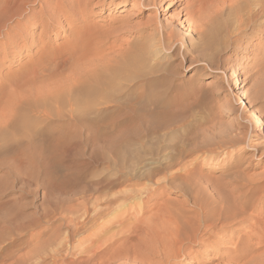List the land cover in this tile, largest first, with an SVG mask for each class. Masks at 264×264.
Returning a JSON list of instances; mask_svg holds the SVG:
<instances>
[{
    "label": "rangeland",
    "instance_id": "1",
    "mask_svg": "<svg viewBox=\"0 0 264 264\" xmlns=\"http://www.w3.org/2000/svg\"><path fill=\"white\" fill-rule=\"evenodd\" d=\"M79 1L59 0L56 5L61 6L69 3L75 9L77 8L76 3ZM123 1H88L87 10L89 14L86 17V24L95 25L97 31H100L99 35L92 37L87 35L75 46V39L79 36L75 32L80 25L76 23L72 26L68 20L62 19L57 26L58 28H54L48 37L43 40V44L53 45L54 48L70 43V48L74 47L78 50V54L73 57L66 71L67 75L69 73L71 75V73L74 74L72 71L76 72L84 67L85 72H90L101 61H103L101 64H105L104 60L105 62L108 60L109 53L120 52L121 49L127 47L126 42L132 43L130 49L136 47L137 44L140 45V43L146 46L153 45L155 39L146 42L141 37L153 34L156 27L161 29V25L166 27L170 25L169 30L175 31L178 35V43H176V47L174 46L171 49H174V51L171 55H165V48L157 46L158 53L154 57H147L146 65L142 69L147 74L155 65L166 68L171 64L170 72H161L167 74V76L169 75L164 85L165 87L170 86L171 89H165L161 85L163 82L154 83L155 88L146 94L144 98L142 97L139 103V99L136 101V95L142 93L141 90L143 89H138L137 92L133 91L129 88L131 84L123 80H120V82L117 80L120 86L118 90L108 88L105 94L93 98L92 104L94 106L91 104L90 107L83 105L81 108H77L76 117L77 115L79 118L84 117L85 119L99 117L105 122L103 126L95 123L88 126L82 123L80 125L74 117H67L72 109L65 103L60 107L59 112L57 111L58 106H54L52 109L40 108L27 112V121L24 126H30L28 129L30 131L29 135L33 136L34 132L38 133L40 130L53 131L47 139L37 138L38 145L34 144L36 147L47 144L51 146L58 143L56 148L59 151L61 143L56 141L55 138L61 140L64 136L69 135L70 138L68 137L69 140L67 139L66 144L62 146V149H64L62 157L49 154L44 157L30 158L29 153L20 151L28 145L13 140L19 133L18 131L10 133L7 140L0 141V264H55L56 260V264H78L79 260L77 263H73L76 257L81 258L80 262L86 261V255H91L102 243H95L94 248L88 249L89 251L86 252L85 249L91 243V241H87L75 248L72 258H66L67 260L64 258V253L70 248L69 244L77 241V238L71 240L72 234H81L92 225V222H88V217L84 218L83 209L77 208V211H75L74 208H71L72 205L83 200H87L92 204L97 198L104 200L105 196V198H110L111 195L115 197L117 191L116 198L120 197V194L125 191L128 192L125 194L129 195L134 191L133 193L136 192L137 195L138 192H147L149 189L148 193L152 191L151 194H153L152 199L148 200L146 209L137 214V217L147 220L157 212L156 208L152 209L153 203L162 204L167 200H171L177 207L182 202H186L184 196L179 191L176 192L174 187L177 184L181 185L180 182L184 172L179 171L176 174L173 171H177V168L180 170L183 163L188 165L195 159H203L204 157L215 159L213 162H206V165L202 166L201 174L209 176L210 179L219 184L225 183V177L233 173L231 172L233 169L224 172L225 167L233 165L238 158V165H240L238 169H242L241 171L246 178L264 177L263 150L256 152L248 149L247 143L241 142H239L240 144H226L227 146L217 149L215 148L217 146L214 145L217 138H219L218 136H231L235 133L236 136L245 138L247 142L250 139L251 145L264 141V127L263 129L257 128L251 119V112L255 111L264 123V14L254 22L255 26H253L254 24L252 26L247 25L248 27L242 26L245 29L241 27L240 31L242 32L238 35L233 33L227 36L222 32L219 35V41L214 38L204 43L206 47L211 45L210 49L208 47L206 49L202 43L198 51L190 53L185 59L183 52H187L192 45L197 43L198 39V34L193 30L195 27L194 24H191L192 21L185 22L187 9L192 3L191 0L180 2L178 0H156L157 6L154 7L151 2L149 4L141 0ZM34 9L37 11L39 7L37 6ZM77 10L76 12H78ZM148 17L157 19L158 26L150 24L144 28L143 25L149 19ZM122 22L135 28L130 33L120 32L111 35L112 37L105 34L106 30V32L110 31L108 28L117 29ZM257 25H261V28L259 29ZM236 27V25H233L231 29L234 30ZM29 33L36 38L41 36V29L34 28ZM186 33H188V36H185ZM116 37L118 39L115 41L114 38ZM121 40H123V45L118 48L117 44ZM2 42L4 40H0V43ZM135 42H137L136 45ZM40 46H42V43L23 51L14 62H11L10 59H2L3 55L0 54V109L8 101L7 95L14 91L10 85L9 76L19 70L20 67L22 68L23 64H28L32 58L34 59V54L37 53ZM203 46L204 48H202ZM70 51H73V49H70ZM79 57L80 60H78ZM94 57L97 58L94 59ZM84 58L86 59L84 60ZM192 58H195L193 63H191ZM92 61L95 63L92 64ZM88 64L93 65L92 69ZM238 73L240 76L234 78V75ZM129 76H133L132 73H125L122 77L125 79ZM137 76L135 81L138 84L142 78ZM237 78L242 82L239 89L235 87ZM176 88L178 90H175ZM239 91L245 93V99L239 98ZM133 98L136 103H139V106L142 105L139 108L142 113L145 112L144 117H146V120L150 118L149 120L152 121L156 117L159 119L163 115L165 117L164 122L161 123L162 125L157 126L158 128L155 127L156 130L150 131L151 134L148 133L149 135L147 134L145 137L142 133L140 139H136L137 129L133 125L128 123L115 124L117 120L123 121L124 119L123 111H117L116 103L121 104V107L126 109L128 106L126 104H130ZM148 115L149 118H147ZM149 120L148 122H150ZM158 122L155 120L156 124ZM89 131L93 135L91 139L86 137L88 133L90 134ZM111 132L120 136L127 133L131 138L130 142L132 143L124 145L122 158H115L103 148L102 138L105 134L108 135ZM217 133L218 135H216ZM94 137L96 139H93ZM187 139L194 140L192 141L193 144L198 142V145L200 144L199 146L202 147L201 150L186 153L183 156L181 152H183L182 148H185L184 140ZM29 146L31 147V145ZM29 146L27 149H29ZM209 146L210 148H208ZM190 148L191 146L187 145V149ZM175 161L180 162L181 165H173ZM153 162L162 163L163 168L168 164L173 165L171 169L165 170L162 168V172L154 173L156 178H163V176L168 178L157 189H154V186H151L150 183L148 185L146 178H143L151 171L153 166H156ZM210 163L218 165V168H212L213 166H210ZM182 169L183 167H181ZM173 176L174 178L171 181L170 177ZM175 177L177 178L175 179ZM123 190L124 192H122ZM140 194L134 199L133 205L135 208L132 204L130 205L136 210L145 199L147 200L146 195ZM255 196L250 203L253 207L262 211L263 219L261 222H264V192ZM260 196L263 199L256 200ZM135 205L138 207L136 208ZM89 208L88 211H91V208ZM189 208L191 209V205L188 203L186 209ZM103 214L105 216L96 225L101 226L106 221L118 219L117 214H109L107 210L103 211ZM133 217H135V214L131 216L130 212L126 220ZM251 222H248V225ZM76 225L80 229L75 230ZM237 227V229L232 228L230 236H218L217 239H211L209 249L212 251L205 253L199 250L198 254L194 253L195 257L192 264H220L218 256L221 253L224 254L228 250L239 249L240 243L246 240V235L248 236L249 228L247 225ZM95 228L97 231L99 227ZM112 235L114 234H107L108 241L106 245L112 244L113 241L109 240ZM116 235L118 236V234ZM254 242L252 240V243ZM112 247L109 249H112ZM195 250L197 251V248ZM262 251H264V248L256 251L253 256L260 254ZM56 256L58 259L54 261L53 258ZM157 261L158 259H153L151 263H157ZM190 262L191 260L187 261L181 256L176 264H189ZM96 263L98 264L100 261H95Z\"/></svg>",
    "mask_w": 264,
    "mask_h": 264
},
{
    "label": "bare ground",
    "instance_id": "2",
    "mask_svg": "<svg viewBox=\"0 0 264 264\" xmlns=\"http://www.w3.org/2000/svg\"><path fill=\"white\" fill-rule=\"evenodd\" d=\"M58 1L59 0H0V40H4V42L0 43V54L3 55L2 59H10L11 62H14L23 51L29 50L42 43V46L39 47L37 53L34 54V59H30L31 61L28 60V64H23L22 68L20 67L21 69L19 68V70L9 76L10 85L13 87L14 91L7 95L8 101L4 103L0 109V141L7 140L10 133L18 131L19 133H17L16 138L13 140L19 142L20 144L26 143L28 146L31 145V147L29 146V149H27V146L25 149L20 150L22 152L29 153L30 158L44 157L49 154H56L57 156L62 157L64 153L62 146L66 144V140L70 136H64L61 140H57L54 137L56 141L61 143H59V151L56 148L58 143L51 146L47 144L45 146L36 147L38 145L37 138L47 139L53 131L49 132L40 130L38 133L34 132L33 136L29 135L30 131L28 129L30 126L26 127L24 124L27 121L26 114L30 110L33 111L40 108L52 109V107L58 106L57 108L59 109H57V111H60V107H62L65 103L72 109L69 111V116L66 115L67 117H74L79 124L82 123L88 126L95 123L103 126L105 122L102 119H99V117L87 119L84 117L79 118L78 115L76 117V114L78 113L77 108H81L83 105L85 107H90L93 98L97 95L105 94L108 88L118 90L120 86L117 83V80L119 82L120 80H123L128 84H131L129 88L133 91L135 90L137 92L138 89H143L141 90L143 91L142 93H138L136 95V101L139 99V103L142 97L144 98L146 94L155 88L154 83L163 82L161 85H163L165 89H171L170 86L167 85L168 87H165L164 85L169 75L167 76V74L161 73L170 72L169 69L171 64H169L166 68H161L160 66L155 65L147 74H145L142 69V67L146 65L147 57H154L158 53L157 46L165 48V55H171L174 51V49H171L176 45V43H178V35L175 31L169 30L170 25H167L168 27L161 25V29L156 27L153 34L141 37L146 42L154 41L155 39L153 42L154 44L152 43L153 45L146 46L141 45L140 43V45L137 44V46V42H135L134 44L136 47L134 46L130 49L132 43L126 42L127 47L121 49L120 52H116L115 54L107 52L109 55L108 60L106 62L104 60L105 64H101L103 62L101 61L100 64H98L97 67L94 66L93 68L95 69L90 72H85V67H81L82 70L78 69L76 72L71 70L74 74L71 73L70 75L69 73L70 76L67 75L66 71L68 65L71 63L73 57L78 54V50L74 49V47L70 48V43L67 45L64 44L65 46L62 47L56 46L53 48V45L43 44V40L48 37L54 28H58L57 26L60 24L62 19L68 20L72 26L76 23H79L80 25L78 30L75 32L76 35H79L75 39V46L80 40H82L83 37L85 39V36L87 35L89 37L99 35L100 31H97L98 29L95 25L86 24V17L89 14L87 10L89 0H80L76 3L77 8L75 9H73L74 6L69 3L61 6L56 5ZM128 1L130 0H124L123 2ZM141 1L149 4L151 2L153 7L157 6L156 0ZM178 1L180 2L184 0ZM191 2L192 3L187 9V18L185 19V22L189 20L192 21L191 24H194L195 28L193 30L196 34H198V39L197 43L192 45L187 52H183L185 59L190 53L192 54L195 53L196 50L198 51V48L202 43L204 44L214 38L219 41V35H221L222 32L227 36H230V34L232 35L233 33L238 35L242 32L240 31L242 26H252V24H254V22L260 19L264 14V0H191ZM37 6L39 7V10L35 11L34 8ZM116 7L118 8V6ZM76 10L78 12H76ZM150 24L158 26L157 19H147L143 27H148ZM233 25L237 26L234 30L231 29ZM261 25L258 26L259 29L261 28ZM253 26H255V24ZM34 28L41 29V36L36 38L32 37L29 32ZM134 28V26H127L124 22H122L117 29L113 30L111 28V30L108 28L110 31L106 32V30L105 34L110 37L111 35L113 36L120 32L130 33ZM243 28L244 27H242V29ZM143 30L144 29L142 28V31ZM187 34L188 33H186L185 36H188ZM114 39L116 41L118 37ZM122 45L123 40L118 42L117 47L121 48ZM204 46L202 48H204ZM207 47L210 49L211 45H207ZM70 49H73V51H70ZM100 49L102 48L100 47ZM88 55L90 56V54ZM203 56L205 57V55ZM95 58L97 57H94V59ZM75 59L77 60V58ZM85 59L86 58H84V60ZM194 59L195 58H192L191 63L194 62ZM200 59L201 58L199 57V60ZM78 60H80V57ZM81 60L83 59L81 58ZM96 62L98 63L99 61ZM93 63L95 62L92 61V64ZM90 66L92 69L93 65H89V67ZM125 73H132L133 76L123 79L124 77L122 76L125 75ZM136 76L138 78H142V80L140 79L141 82L138 84L135 81ZM238 76H240L239 73L234 75V78ZM241 84L242 82L239 78H237L235 80V87H238L239 89ZM175 90H178V88ZM78 93L80 97L78 96ZM239 98H246L243 91H239ZM136 101L133 98L130 104H126L128 105V109H123L121 104L116 103L117 111H123L122 115L124 116V119L123 121L117 120L115 124L119 125L120 123H128L133 125L137 129L136 139H140L142 133L145 137L148 133L151 134L155 127L162 125L161 123L164 122L165 117L160 112L163 117L161 116L159 119L156 117L151 121L149 120L150 118L148 115L147 118H149L148 120L150 121L148 122V120L145 119L146 117H144L145 112L143 111L144 113H142V110L139 108L142 105L139 106V103H136ZM92 105L94 106V104ZM57 111H55V113L58 114L59 111ZM47 113L49 112L47 111ZM251 119L254 124H256L257 128L263 129L264 123L255 111L251 112ZM155 120L159 122L156 124ZM88 134L86 136L88 137L87 139H91L93 135H91V132L89 135ZM216 135H218V133ZM234 135L218 136L219 138H217L216 143L214 142V145L217 146L215 148L217 149L225 146L226 144L241 142L247 143L248 149L256 152H259L260 150L264 151V141L251 145L250 139H248L247 142L245 141V138ZM93 139L96 138L94 137ZM130 139L131 138L127 133H123L120 136L111 132L108 133V135L105 134L103 136L102 145L109 154L119 159L123 156L122 150L125 149L124 145L132 143L130 142ZM184 141L185 144L191 146V148L187 149V145L183 143L185 148H182L183 152L180 151L183 156L186 153L199 152L202 148L199 146L200 144L198 145V142L193 144L192 141L194 140L187 139ZM138 144H140V142ZM214 145H212V147H214ZM33 146L35 147L32 148ZM208 148H210V146ZM178 155L182 157V155ZM238 159L233 165L226 166L223 170L225 172L233 169V171H231L233 173H230L227 177H225L226 182L223 184H219L215 180L210 179L209 176L207 177L201 174L202 166L206 165V162H213L215 159H206L204 157L203 159H195L188 165H186L187 163H183L181 165L180 162H173V165H181L180 170L177 168V171L175 170L173 172L176 174L179 171L184 172L182 175V181L180 182L181 185L177 184L174 186L175 190L176 192L179 191V193L184 196V200L191 205V209H186V204H188L186 202H182L180 206L178 205L175 207V203L171 200H167L162 204L153 203L152 209L156 208L157 212H153L154 215L147 220L141 219L140 217H137V214L146 209L148 200L150 198L152 199L153 196V194H151L152 191H150L151 193H148L149 189L147 192L142 191L137 193V195L139 193L144 194L147 198L141 206L138 204L140 206L138 210L134 209L135 207L133 205V202H135L134 199L137 196L136 192L133 193L134 191H132V193L129 191V195L125 194L128 193L127 191L124 192L123 190L122 192L124 193L122 194H120V191V197L116 198L118 195L117 191V195L115 194V197L114 195L113 197L111 195L110 198H105V196L103 198L104 200H99L97 198L92 204H90L87 200L75 203L71 206V208H74L75 211H77V208L83 209L84 213H82L84 218L88 217V222H92V225L88 230L81 232V234L75 233V230L80 229L78 225L75 226V232H73L75 234H72L71 240H75V238H77V241L69 244L70 248L66 251V253H64V258H70L73 256L75 248L79 245L81 246V244H84L87 241H91L89 247L85 249L86 252L89 251L88 249L91 250L94 248L95 243H102V245L98 247L97 250H94L91 255H86V261L80 262L81 258L76 257L73 260V263H77L79 260L78 264H95V261H100L98 264H154L155 262L151 263V260L158 259L155 264H176V262L179 261V258L183 256L185 260H191L190 263L192 264L195 257L194 253L198 254L199 250L200 252L202 250L205 253L212 251L209 249V243L212 242L211 239H217L218 236L226 237L232 232V228L235 227L237 229V226L239 225H247L249 228L248 236L246 235V240H243L240 243L241 246L239 249L228 250L224 254L221 253V255L218 256V260L221 262L220 264H264V251L253 256L256 251L264 248V222H261L263 219L262 211L253 207L250 203L256 194L264 192V177L254 179L246 178L241 171L242 169H238V166H240L238 165ZM153 164L156 166H153L151 171H149L143 178H146L148 185L150 183L151 186H154V189H157L162 186V184L165 183L164 181L168 178L164 176L163 178H156V174L154 173L162 172L163 167L161 166L162 163L160 164L159 162H153ZM213 164L210 163V166H213L212 168H218V165L216 166ZM173 165L168 164L163 169H171ZM181 167H183L182 170ZM172 178H174V176L170 177V180ZM176 178L177 177H175V179ZM262 199L263 197L260 196V198H257L256 200ZM131 204L134 208L130 206ZM89 207L91 208V211H88ZM137 207L138 206H136V208ZM106 210L109 214H117L118 219L115 221H106L101 226L96 225L99 220L105 216L103 211ZM130 212L131 216L132 214H135V217L126 220V217L130 214ZM253 220L255 222H251ZM116 222L117 225L115 226ZM248 222L251 223L248 225ZM95 227H99L97 231ZM109 233L114 234L109 239L113 242L111 245H106V242L108 241L106 236ZM116 234H118V236ZM252 240L255 242L252 243ZM112 246L115 247L113 248ZM110 247H112V249H109ZM195 248H197V251ZM233 248L236 249L235 247ZM56 259H58L57 256L53 258L54 261Z\"/></svg>",
    "mask_w": 264,
    "mask_h": 264
}]
</instances>
